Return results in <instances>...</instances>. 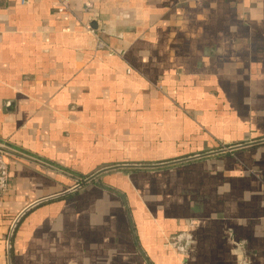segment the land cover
I'll use <instances>...</instances> for the list:
<instances>
[{"label":"crops","instance_id":"crops-1","mask_svg":"<svg viewBox=\"0 0 264 264\" xmlns=\"http://www.w3.org/2000/svg\"><path fill=\"white\" fill-rule=\"evenodd\" d=\"M69 2L0 0V264H264V0Z\"/></svg>","mask_w":264,"mask_h":264},{"label":"water","instance_id":"water-1","mask_svg":"<svg viewBox=\"0 0 264 264\" xmlns=\"http://www.w3.org/2000/svg\"><path fill=\"white\" fill-rule=\"evenodd\" d=\"M259 142L260 141L239 144V145H236V146L229 147L228 149H220V150L213 151V152H210V153L199 154L197 156H193V157H189V158H183V159H180V160H175V161H170V162H164V163H161V164H120V165L108 166V167H105V168H102V169L98 170L97 172H95L94 174L89 176L88 178H85L84 182H90V181L94 180L96 177L100 176L101 174H103L105 172H108V171L116 170V169H125V168L126 169H130V168L148 169V168L164 167V166H168V165H172V164L187 162V161H190V160H193V159H197V158H202V157H205V156L225 153L226 151L237 150V149H240V148L252 146V145H254L256 143H259ZM6 146L8 148H10L11 150L13 149V150L21 151V152H24V153L27 154V152L25 150L17 148L15 146H13L12 144H6ZM48 199H50V198H48ZM42 201H44V200L35 202L33 205L41 203ZM12 230H13V228H12ZM11 235H12V231L10 232L9 240H8V254H9V256H10Z\"/></svg>","mask_w":264,"mask_h":264},{"label":"built area","instance_id":"built-area-1","mask_svg":"<svg viewBox=\"0 0 264 264\" xmlns=\"http://www.w3.org/2000/svg\"><path fill=\"white\" fill-rule=\"evenodd\" d=\"M70 10L69 0H60L58 8L59 13L67 12ZM11 152L5 143L0 142V198L9 189V165Z\"/></svg>","mask_w":264,"mask_h":264},{"label":"rangeland","instance_id":"rangeland-1","mask_svg":"<svg viewBox=\"0 0 264 264\" xmlns=\"http://www.w3.org/2000/svg\"><path fill=\"white\" fill-rule=\"evenodd\" d=\"M226 142H227V141L221 143L219 149H228V147H226V144H225ZM226 152H229V151H226ZM75 186H77V185H75Z\"/></svg>","mask_w":264,"mask_h":264}]
</instances>
